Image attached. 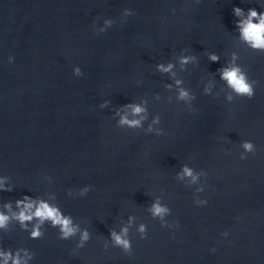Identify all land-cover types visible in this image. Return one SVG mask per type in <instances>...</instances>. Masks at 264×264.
Here are the masks:
<instances>
[{
    "label": "water",
    "instance_id": "obj_1",
    "mask_svg": "<svg viewBox=\"0 0 264 264\" xmlns=\"http://www.w3.org/2000/svg\"><path fill=\"white\" fill-rule=\"evenodd\" d=\"M233 5L260 8L257 0H0V171L15 185L0 200L54 191L92 234L75 253V241L48 226L37 240L13 227L0 243L29 247L33 264H264V53L234 43ZM125 7L135 14L122 21ZM105 16L117 24L96 34L92 23ZM181 48L199 60L180 74L196 93L193 112L167 102V77L154 68ZM233 49L258 83L254 97L228 104L223 93L203 95L202 80ZM73 65L84 74L74 76ZM139 97L161 115L163 135L115 125L113 109ZM104 99L111 104L101 109ZM243 139L257 151L240 160ZM182 163L208 172L206 206L175 179ZM45 174L53 177L47 187ZM85 184L94 186L86 196L66 194ZM154 195L178 228L148 215ZM129 213L147 223V238L130 232V254L105 250L109 228Z\"/></svg>",
    "mask_w": 264,
    "mask_h": 264
},
{
    "label": "clouds",
    "instance_id": "obj_2",
    "mask_svg": "<svg viewBox=\"0 0 264 264\" xmlns=\"http://www.w3.org/2000/svg\"><path fill=\"white\" fill-rule=\"evenodd\" d=\"M243 2V0H242ZM257 7H248L247 9L233 5L232 13L235 19L234 24V43L239 47L253 52L264 53V0H257ZM175 11V9H173ZM134 10L125 7L121 13V20L133 16ZM102 20V22H100ZM117 24L113 17H98L92 23L93 31L96 34L107 32ZM205 56L211 62L221 60V54L216 51H206ZM8 62L13 63L14 57L8 56ZM240 52L233 49L224 57L223 64L217 68L216 73H210L206 80H202V94L213 97L220 96L223 93L224 100L231 104L238 98L251 99L256 93L258 81L249 76L246 66L240 62ZM199 60L196 54L190 52L187 48H181L179 53L167 61L157 62L154 66L155 72L167 77L164 82V88L168 90L166 100L168 103L182 102L184 108L189 111H195L193 102L196 100V93L185 84L181 73L188 70V66H198ZM72 74L76 77L84 73L79 65H73ZM217 74L219 79L217 80ZM137 85L141 80L136 81ZM219 83V91H214ZM156 101L161 100L159 92L154 94ZM111 101L104 99L99 107L104 109L109 107ZM149 100L145 97L132 99L130 102L115 107L111 113L115 125L118 128L128 130H142L145 133H155L157 136L164 134V129L160 127L161 115L150 113ZM239 159H247L249 154H255L257 145L251 139H243L239 143ZM228 151L227 149L225 150ZM208 172L205 169L197 170L189 163H182L175 172V179L181 182L186 188L192 191L193 203L200 207L206 206L208 200L200 194L205 191V181ZM42 179L46 182L45 187L53 183V177L45 174ZM15 185L11 177L0 171V192H11ZM93 185L85 184L75 190L68 189L69 197H84L92 189ZM29 191H32L29 189ZM33 192V191H32ZM146 212L153 220H158L162 227L168 229L178 228L179 221H169L168 217L172 214V209L164 201L161 195H154L150 203L146 206ZM237 220L240 217H236ZM134 213H129L126 220L114 227L109 228L108 237L103 240L105 250L119 248L123 253L130 254L132 248V236L130 232L138 234L139 239H146L148 234L147 223L140 221ZM87 223L83 218L77 219L71 213L66 212L57 202V195L54 191H44L42 194H21L15 200H0V241L5 234L10 233L15 227L21 232L27 234L30 240H37L45 236L46 226L56 229L57 238L60 240H74L72 249L75 253L82 249L92 238V234ZM227 230L220 232L221 237H227ZM210 251L215 252L213 246ZM35 252L27 246L17 245L15 247L5 246L0 243V264H33Z\"/></svg>",
    "mask_w": 264,
    "mask_h": 264
}]
</instances>
